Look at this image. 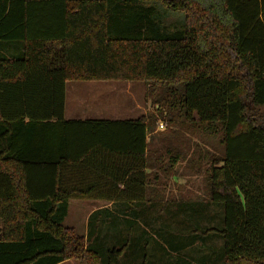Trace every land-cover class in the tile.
<instances>
[{
	"label": "trees",
	"instance_id": "16d2710c",
	"mask_svg": "<svg viewBox=\"0 0 264 264\" xmlns=\"http://www.w3.org/2000/svg\"><path fill=\"white\" fill-rule=\"evenodd\" d=\"M69 80L145 82L197 140L66 119ZM204 158L205 195L167 193ZM81 198L110 203L84 234ZM70 258L264 264V0H0V264Z\"/></svg>",
	"mask_w": 264,
	"mask_h": 264
},
{
	"label": "rangeland",
	"instance_id": "374dc122",
	"mask_svg": "<svg viewBox=\"0 0 264 264\" xmlns=\"http://www.w3.org/2000/svg\"><path fill=\"white\" fill-rule=\"evenodd\" d=\"M172 13L167 21L175 20ZM161 92L159 86L156 96ZM149 94V84L142 81L122 80H69L65 82L64 118L98 117L108 119H132L142 114L150 113L153 116L156 132L159 128L177 130L190 142L195 144L196 137L190 136L186 126L171 121L164 106L154 102ZM162 123V126L159 124ZM159 127V128H158ZM192 147V145H191ZM193 148V147H192ZM206 158L202 165L195 162L178 164L180 176H171L174 181L167 180V193L171 196L188 198L205 195L206 191ZM98 203L92 199H72L64 224L73 226L77 232L85 233L87 210L91 203ZM59 264H77L74 258L67 259Z\"/></svg>",
	"mask_w": 264,
	"mask_h": 264
},
{
	"label": "crops",
	"instance_id": "0c3cea01",
	"mask_svg": "<svg viewBox=\"0 0 264 264\" xmlns=\"http://www.w3.org/2000/svg\"><path fill=\"white\" fill-rule=\"evenodd\" d=\"M86 81H89V80H86ZM64 103H65V101H64ZM64 115V114H63ZM66 119H81V120H85V119H108V118H98V117H83V116H81V117H79V118H66ZM147 171H149V170H147ZM174 176H176V175H174ZM173 177V176H172ZM171 177V179L172 180H175V179H173ZM177 177V176H176ZM178 178V177H177ZM120 187H122V184H120ZM100 196H102L101 194H99ZM98 194H94L93 196H99ZM81 199H89V198H81ZM72 200V199H71ZM93 200V199H92ZM93 201H97L98 203H91L90 204V207H89V209L87 210V212L86 213H88V215L93 211V210H95V209H97V208H101V207H106V206H109L110 205V203H107V202H104V201H101V200H93ZM69 206H70V201H69ZM69 210V209H68Z\"/></svg>",
	"mask_w": 264,
	"mask_h": 264
},
{
	"label": "built area",
	"instance_id": "2783aa9c",
	"mask_svg": "<svg viewBox=\"0 0 264 264\" xmlns=\"http://www.w3.org/2000/svg\"><path fill=\"white\" fill-rule=\"evenodd\" d=\"M159 125L162 126V123H160Z\"/></svg>",
	"mask_w": 264,
	"mask_h": 264
}]
</instances>
